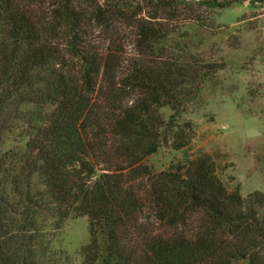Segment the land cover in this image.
Segmentation results:
<instances>
[{"label":"trees","instance_id":"trees-1","mask_svg":"<svg viewBox=\"0 0 264 264\" xmlns=\"http://www.w3.org/2000/svg\"><path fill=\"white\" fill-rule=\"evenodd\" d=\"M40 1L0 0V137L15 120L27 123L23 146L0 155V264H69L53 241L68 218L79 216L89 222L81 264H232L244 256L248 264H264V221L252 206L263 202L261 193L244 209L238 188L228 191L201 152L185 150L167 169L142 166L161 142L174 150L190 144L192 126L178 118L192 98L183 85L198 78L196 71L158 57L124 78L136 89L132 101L105 113L93 101L101 64L80 47L82 9L76 0H52L37 12ZM131 2L112 11L126 19L135 13L141 42L153 51L172 34L168 21L188 4ZM102 10L97 5V14ZM160 108L171 113L165 118ZM105 124L120 138L126 165L98 167ZM138 181L145 193H137ZM146 202L164 227L156 233L138 216Z\"/></svg>","mask_w":264,"mask_h":264},{"label":"rangeland","instance_id":"rangeland-1","mask_svg":"<svg viewBox=\"0 0 264 264\" xmlns=\"http://www.w3.org/2000/svg\"><path fill=\"white\" fill-rule=\"evenodd\" d=\"M130 1H75L83 16L80 47L101 64L99 73L92 78L95 107L101 111L110 107L118 113L119 107L129 104L137 93L125 85L124 78L135 68L158 57L171 56L186 63L190 71L198 74L193 83L183 85L192 92V98L184 104L178 118L180 125L189 122L192 126L186 129L190 144L174 150L170 142H161L156 153L144 158L142 166L158 171L182 161L185 150L205 153L212 158L215 174L225 188H238L246 199L244 209L250 207L256 193L262 194L263 202L252 206L264 221V0H226L224 7L214 6L212 0H187V6L177 12L178 17L168 21L173 25L172 34L155 51L141 42L135 13L128 11L132 17L126 19L112 11H122L120 4ZM51 2L42 0L34 8L37 12L47 10ZM97 5L104 9L101 14L96 12ZM138 9L135 7L134 11ZM113 100L111 106L109 101ZM158 110L165 118L171 113L166 108ZM101 111L98 115H102ZM24 121L15 120L1 135L0 155L23 146L27 125ZM100 132L98 167L126 165L118 152L120 138L109 132L106 124ZM143 184L136 182L137 193H145ZM138 216L155 229L153 233L164 229L154 223L155 214L148 202ZM88 242L87 216L70 217L56 232L53 248L67 255L69 264H81L80 251ZM232 264H248V259L244 256Z\"/></svg>","mask_w":264,"mask_h":264}]
</instances>
